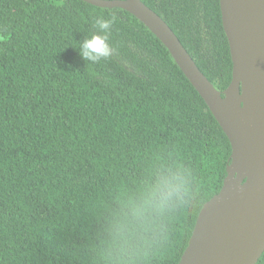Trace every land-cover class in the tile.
Returning a JSON list of instances; mask_svg holds the SVG:
<instances>
[{
  "label": "trees",
  "instance_id": "obj_1",
  "mask_svg": "<svg viewBox=\"0 0 264 264\" xmlns=\"http://www.w3.org/2000/svg\"><path fill=\"white\" fill-rule=\"evenodd\" d=\"M142 1L224 92L233 59L221 0ZM110 15L111 58L86 61L79 43ZM232 150L169 47L133 13L0 0V264H179Z\"/></svg>",
  "mask_w": 264,
  "mask_h": 264
},
{
  "label": "water",
  "instance_id": "obj_2",
  "mask_svg": "<svg viewBox=\"0 0 264 264\" xmlns=\"http://www.w3.org/2000/svg\"><path fill=\"white\" fill-rule=\"evenodd\" d=\"M85 1L123 8L142 20L169 47L231 141L223 187L201 209L179 264H257L264 253V0H221L233 59L224 92L142 0Z\"/></svg>",
  "mask_w": 264,
  "mask_h": 264
},
{
  "label": "clouds",
  "instance_id": "obj_3",
  "mask_svg": "<svg viewBox=\"0 0 264 264\" xmlns=\"http://www.w3.org/2000/svg\"><path fill=\"white\" fill-rule=\"evenodd\" d=\"M117 22L115 15H110L105 19L103 16L95 19L94 27L98 30L99 34H92L85 37L82 42L79 43L80 55L86 61H92L94 63L103 60H109L113 54L114 49L109 44V37L111 34L112 26ZM173 191L178 189L169 190L168 195H172Z\"/></svg>",
  "mask_w": 264,
  "mask_h": 264
}]
</instances>
